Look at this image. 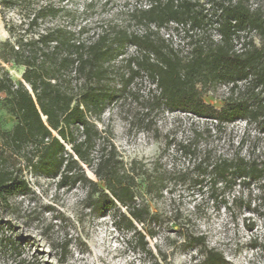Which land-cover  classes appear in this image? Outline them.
Wrapping results in <instances>:
<instances>
[{
	"label": "trees",
	"instance_id": "1",
	"mask_svg": "<svg viewBox=\"0 0 264 264\" xmlns=\"http://www.w3.org/2000/svg\"><path fill=\"white\" fill-rule=\"evenodd\" d=\"M0 12L9 32L0 44V103L16 117L10 130L0 120V212L10 209L11 198L30 191L26 172L59 176L61 188L89 187L94 214L119 211L131 225L142 224V237L153 214L140 183L159 196L167 176L175 174L205 185L213 198L219 190L255 184L264 207L263 152L204 151L191 173L162 165L160 157L149 167L126 163L111 132L97 124L110 103L146 76L155 85L144 99L149 109L190 113L216 126L244 120L264 134V0H150L131 11L145 25L142 32L116 23L61 24V6L53 0H0ZM162 28L181 35L184 46L162 36ZM10 61L24 67L21 80L3 65ZM207 96L220 98L222 106ZM188 148L179 145L182 153ZM238 199L255 210L250 198ZM8 230L10 223L0 220V247L15 250ZM195 239L205 249L200 264L226 263L203 236Z\"/></svg>",
	"mask_w": 264,
	"mask_h": 264
},
{
	"label": "rangeland",
	"instance_id": "2",
	"mask_svg": "<svg viewBox=\"0 0 264 264\" xmlns=\"http://www.w3.org/2000/svg\"><path fill=\"white\" fill-rule=\"evenodd\" d=\"M61 6V24L79 27L85 24L101 26L124 24L130 30L142 32L145 25L132 16L136 6H146L150 0H53ZM15 14L9 12L8 17ZM156 32L158 29L151 26ZM160 34L174 45L184 46L181 35L168 28ZM9 32L0 12V44ZM134 48L129 52L133 53ZM4 51L0 47V58ZM14 80L22 79L24 67L13 61L3 62ZM155 89L146 77L136 79L131 92L110 103L100 129L109 130L126 163L137 160L149 167L159 157L164 166L191 173L202 152L233 156L264 153V134L244 120L216 126L182 111L167 108L149 109L144 99ZM225 86L219 89L224 93ZM217 107L220 98L207 96ZM0 120L7 130L13 128L16 117L0 103ZM170 143V146H169ZM180 144L189 145L188 154ZM94 177L90 170H87ZM30 191L11 198L8 211L0 212V220L8 221L13 230L6 231L16 242V249L0 247V264H200L204 247L197 237L203 236L208 249L223 254L225 264H264V207L255 184L251 189L240 186L214 193L206 187L184 182L178 174L167 176L166 187L159 196L147 194L140 183L141 196L153 214L146 224L129 221L119 211L103 216L94 214L88 206L89 187L74 184L61 188L59 176L26 172ZM192 175V174H191ZM206 183V182H205ZM252 200L249 210L239 199ZM150 232V233H149Z\"/></svg>",
	"mask_w": 264,
	"mask_h": 264
}]
</instances>
